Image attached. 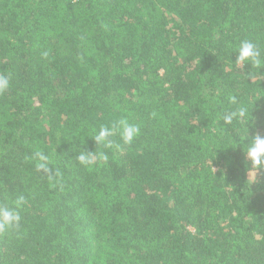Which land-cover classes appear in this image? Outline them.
Listing matches in <instances>:
<instances>
[{
    "label": "trees",
    "instance_id": "obj_1",
    "mask_svg": "<svg viewBox=\"0 0 264 264\" xmlns=\"http://www.w3.org/2000/svg\"><path fill=\"white\" fill-rule=\"evenodd\" d=\"M243 39L264 53V0H0V202L25 197L0 264H264V172L252 183L221 118L229 94L256 99L247 134L264 136V68L232 63ZM83 150L108 159L85 168Z\"/></svg>",
    "mask_w": 264,
    "mask_h": 264
},
{
    "label": "clouds",
    "instance_id": "obj_2",
    "mask_svg": "<svg viewBox=\"0 0 264 264\" xmlns=\"http://www.w3.org/2000/svg\"><path fill=\"white\" fill-rule=\"evenodd\" d=\"M46 56L47 53H44ZM235 61L232 63L237 67H242L246 64L251 65V69L255 68L257 72L261 68H264V53L261 51V47L250 39H243L239 42L235 52ZM247 79H253L251 70L244 73ZM10 85V78L8 75L0 74V93H3L8 89ZM230 107L221 117L225 125H233L234 122H239L243 141L238 137L237 141L232 138V143L236 146L246 141L244 153L246 154V160L250 162L249 173L254 175V183L257 179V174L264 172V136L259 134L248 136V127L252 120L251 112L254 107V101L256 99H250L248 106H239L240 101L238 95L229 94L227 97ZM119 126L121 129V139L124 144H130L133 139L139 134V127L134 124H130L127 120H120ZM112 129L109 126H102L98 132L92 135L90 138L94 140L95 145H102L104 147H111ZM108 159L104 152L95 151H81L76 156V160L80 165L85 168L91 169L93 166L99 163L106 162ZM33 161L37 171L42 172L50 185L56 187L62 182V173L59 169L53 166L51 158L44 154L42 151L34 153ZM51 166V167H50ZM25 204L24 196H17L14 200L0 202V232H6L8 230L16 228L20 221V210Z\"/></svg>",
    "mask_w": 264,
    "mask_h": 264
}]
</instances>
